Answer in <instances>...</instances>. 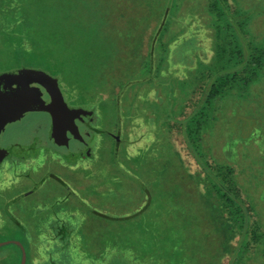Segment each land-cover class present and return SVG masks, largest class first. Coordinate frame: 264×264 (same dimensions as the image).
Here are the masks:
<instances>
[{"label":"trees","instance_id":"obj_1","mask_svg":"<svg viewBox=\"0 0 264 264\" xmlns=\"http://www.w3.org/2000/svg\"><path fill=\"white\" fill-rule=\"evenodd\" d=\"M186 1H165L146 57L138 68L128 72V77L114 95L110 92L115 83L111 67L109 64L101 66L102 62L98 61L100 52L106 54L107 60H114L108 46L112 41L109 33L113 34L114 26L111 24L107 29L100 23L101 14L106 13L96 9L100 8L96 3L101 1L93 0L94 7L88 12L92 18L99 12V18L92 19L94 22L90 23L83 17L87 12L86 0H59L60 4L54 6L53 11L51 8L44 11L40 7L34 8L39 0H0V70L3 67L6 71L42 69L60 80L75 103L84 105L90 101L93 106H109L115 110L119 120L123 116L130 118L131 107L149 106L157 108L156 118L164 117L165 124H179L186 146L201 173L198 177L183 174L177 191L175 182L170 181L171 188L166 190L174 195L172 201L163 205L164 214L153 221L149 218V228L141 230L135 224L139 217L145 215L150 204L158 203L155 193L148 191L147 205L134 214L110 217L89 208L87 219L95 217L106 226L115 225L120 229L115 234L117 248L131 250L137 260H152L160 264H225L222 259L229 250V238L225 242L219 241L222 238L217 226L219 223L223 234L227 236L236 230L240 237L226 264H247L252 250L264 247L263 222L256 220L254 205L252 208L243 200L236 168L217 150L215 152L210 140L218 128L222 130L223 143L234 141L236 134L244 141L249 139L250 131L241 133L240 125L231 132L229 111L235 105L239 109L245 102L255 105L257 109L252 111L256 114L263 111L264 119V36L257 37L252 30L255 18L264 12H257L255 8L258 6H253V3L245 7L242 0H233L235 6L229 0H208L201 10L206 16V27L212 31L213 54L209 61H203L194 52L199 46H194L193 38L185 34L188 25L174 32L176 25L181 26L180 17ZM199 15L202 17L201 13ZM128 20L132 22L131 17ZM172 46L173 52L170 50ZM193 59L196 60L195 65H192ZM176 64L184 66L185 77H179L171 70ZM72 75H78L77 92L72 87ZM142 89L154 91L157 99L141 98ZM105 93L111 94L109 99H104ZM251 115L254 125L256 118ZM173 156L175 153L171 149L170 157ZM167 165L170 170L176 168L173 161ZM207 209L211 215L213 212V217ZM177 211L181 213L179 218ZM204 212L207 214L205 218ZM5 214L8 217L5 236L17 233L26 250V264H33V245L42 242L35 241L31 229L8 210ZM218 215L224 218L220 219L221 223L217 220ZM45 230L50 234L46 235L50 237L48 241L57 244L51 251H46L45 255L49 257L40 264H71L66 252L76 233L82 236L83 252L89 258L94 257L89 242H94L96 236L88 229L87 221L73 226L68 221L54 220L44 225ZM160 232L170 233L171 237H162ZM107 236L108 232L100 233L102 238ZM95 243L98 246V242ZM137 251L140 256H137ZM21 256V250L15 244L0 248V264H10V259L11 264H20ZM116 259L121 261L120 264H132L120 256ZM95 264L104 262L97 259Z\"/></svg>","mask_w":264,"mask_h":264},{"label":"rangeland","instance_id":"obj_2","mask_svg":"<svg viewBox=\"0 0 264 264\" xmlns=\"http://www.w3.org/2000/svg\"><path fill=\"white\" fill-rule=\"evenodd\" d=\"M74 1V0H71ZM101 1V3H96L100 5V8H96L98 10L106 11L101 14V20L100 23L102 26L106 25L107 29H110V25L112 24L114 27H112V33H109V36H112L111 43H109V48L111 49L112 57L114 58L113 61L107 60L106 54L100 52V56L98 58L99 62H102L101 66L103 64H106L111 67V74H113V81H115L114 85L110 89L111 94L114 95L118 92L120 88V84L126 80L128 77V72L130 70H134L135 68H138L142 62V60L146 57L150 41L152 39V36L154 35L158 23L160 21L161 17V10L166 0H98ZM105 1V2H104ZM122 1L121 4L119 2ZM208 0H188L185 3V7L183 10V13L180 17V24L175 26V31L178 32V30L188 25V28L185 32L188 36L192 37L194 40V46L198 45V49L194 50L195 54L202 59L203 61H209L213 52L211 50V46L213 43V39L211 37V30H209L205 23L206 16L202 13L201 6L205 5ZM231 5L235 6L233 3V0H229ZM241 2L240 0H237ZM247 1V2H246ZM245 7H248L250 3H253V6H258L255 9L257 12L262 13L264 12V0H245V2L242 0ZM86 14L83 16L84 20H87L90 23H93L92 19L99 18V12L94 14V18H92V14L88 12V10H92L94 7L93 0H86ZM95 3V2H94ZM37 6H34V8L40 7L41 11H44L46 8H51L53 11V7L56 6L59 3V0H39V3H37ZM49 6V7H48ZM122 8L124 9V13H122ZM198 12V13H197ZM202 14V17H200L199 14ZM131 17L130 22L128 18ZM252 30L254 35L257 37H263L264 35V13L263 15L260 14V16L256 17ZM44 38V37H43ZM48 38V36H46ZM181 37L179 38L180 41ZM107 46V47H108ZM172 48V49H171ZM109 49V50H110ZM170 50L173 52V46L170 47ZM91 51V50H90ZM90 56V53H89ZM171 56V53H170ZM105 59H101V58ZM171 58V57H170ZM5 60V59H3ZM2 60V61H3ZM195 61L193 59L192 65L195 64ZM97 64V62H96ZM6 68H2L1 72L6 71ZM172 71L175 72V75L177 76H184V66L183 65H177L171 68ZM8 71V70H7ZM81 75V74H80ZM88 75V74H87ZM83 76V75H82ZM78 75H72V87L77 92L79 83L77 80ZM63 94L65 95L66 100L68 101L66 96H68L66 89L61 85ZM104 96V95H103ZM71 105V107H75L70 100L68 101ZM264 102V101H263ZM89 103V104H88ZM86 104V108H94L92 103L89 101ZM100 107V106H97ZM105 107V106H101ZM107 108V107H106ZM75 109V108H74ZM252 109H257L255 105L244 103L242 105V108L239 109L237 105L230 108L229 113L231 114V132L233 133V130L236 126H239V129L242 130L241 133L248 134V131H250L249 139L246 141L242 140L236 132L235 137H237L234 141H230L227 144L224 142V137L222 135L221 128H218L215 132V136L210 140L213 142V148L217 153H220L222 157L227 159L229 162H231L234 167L237 170V179L239 180V185H241V192L243 196V200L248 202V205L252 207V204L254 205V208L257 209V212L255 214L256 220H261L263 222L264 226V119H262V112H257L256 114ZM94 110V109H92ZM253 114L256 118V122L254 123V120L252 118ZM264 114V113H263ZM47 115L44 113H30L23 117L22 119L18 120V123L14 126H7L6 130L3 132L2 136L3 139L7 144L13 143V141H18L20 144H26L29 142H32V139H38L41 143L38 145L37 149L39 150L37 154H43L47 153L49 150L52 151L51 155L55 153L63 154L66 152L65 149H59L57 152L56 149L53 147V145L49 142L46 143L47 140ZM17 122V121H16ZM116 122V114L115 112L110 113V111L104 112V114H101L100 116L97 115V120L93 123V126L98 127L103 133H92L91 139H89V142L92 146V148H98L99 150V157L97 156L94 161H92V165L94 166L93 176L99 180L97 181V184L94 186L99 187L104 183V176L106 174H109L111 170L110 167L112 166L109 164V159L111 157L112 152L114 151V155L118 154V147L116 149V143L111 139L110 135H113V126ZM105 132V133H104ZM240 136L241 133L238 131ZM108 134V135H107ZM110 134V135H109ZM88 139V138H87ZM209 141V139H208ZM209 141V143H210ZM45 143V144H42ZM176 148L179 151L181 158L184 161L185 166L189 169V171L196 176L201 173L200 168L196 162V160L191 156L186 143L184 142L181 135L177 136V140H175ZM120 150V149H119ZM50 153V152H49ZM48 153V154H49ZM162 158L164 157V154L161 155ZM30 158H34V156H31ZM118 158V157H117ZM112 159V158H111ZM35 161V159H33ZM133 163L129 164L130 173L135 175L137 184H141L147 191L154 192L156 195V198L158 200V203L153 205L150 204L149 208L146 210L145 215L139 217V219L135 222V224H138L141 228V230L145 229L148 226H151L149 222V218L151 221L154 220V218L159 217L160 215L164 214L163 205L169 201H172V196L174 195L171 193V191L166 190L162 188V186L165 184L164 179L168 177V173L165 171V167L169 170V166L165 163H158L154 164L155 169H152L153 163H151V159L149 156H144L142 159H133ZM175 161V160H174ZM41 164V162H39ZM11 169L9 172H14V169L18 167V163H10ZM86 166V165H84ZM176 166L179 167V164L176 163ZM158 168V169H156ZM126 168V171H128ZM113 170V168H112ZM51 172L57 173L59 179H64L63 181H69L71 183V179L75 178L73 176L74 173H77L75 176L78 178L76 181L79 182L77 184L78 189L82 192L83 196L87 197L89 196L91 199V203H94L96 205H100L98 195H89L88 191L92 189L91 182L94 180H90L91 171H83V170H77V171H70L67 172L66 169H62L58 166V164H52L51 161L44 162V166L40 169L38 173H36L33 176L34 180H21L17 183L14 182V179L8 178L9 180V190L4 193H0V201H6L10 197H16L18 194L22 193L26 190H36L39 187V183L37 180L39 178L46 177L50 182L47 183L46 186L41 188L39 191H44V193L50 194L49 190H52L54 193H60L63 192V189L61 186L57 185L55 182L52 181L51 177H47L50 175ZM180 174V173H178ZM182 174L176 175L175 177L167 178L166 182L169 183L171 180L175 182L174 187L177 191V185L181 183L182 180ZM204 176V175H203ZM198 177V176H197ZM76 179V178H75ZM128 180L125 182V185L130 184L134 179L127 178ZM66 181V182H67ZM86 182L88 184L84 189L81 185V182ZM15 183V184H14ZM14 184V185H13ZM72 185V183H71ZM130 188V186H127ZM50 188L49 190H46ZM207 189V187H205ZM2 189V188H0ZM73 190V186L69 190V193ZM127 190V191H126ZM48 191V192H47ZM130 191L129 194L127 192ZM133 188L131 189H122L121 197L118 196L115 200L117 205L119 206L118 210H115L111 205L107 203V214L108 216H122L124 215L121 213V211H130L129 209H132L133 211L134 206L133 203H135L137 200L134 198V200L131 198ZM91 192V191H90ZM104 191H101V196L103 195ZM205 192V190H204ZM87 193V194H86ZM93 193V192H92ZM179 193V192H178ZM25 194V193H24ZM81 194H77V196L74 197V202L68 201L66 205H69V211H66L65 216H68V222L73 224V226H80L83 225V222L87 221V227L88 229L94 233L95 241H90L89 244L92 247V256L94 257L89 258L84 252H83V240L82 236L78 235L77 233L74 234V236L71 239V247L66 252L71 259V264H95V260L99 259V261L104 262V264H108L109 262L113 264H120L121 261H118L116 257L120 256L125 258L126 260L130 261L132 264H160L158 262H154L152 260H137L135 259V254L131 250H120L117 248L116 241H115V234L116 231L120 232V229H116L115 225L111 224L110 226H106L104 222H99V219L95 217H90L87 219L86 214L87 210L89 208H92L91 206H88L84 204L81 201ZM109 195V194H108ZM46 196V195H45ZM111 196V195H110ZM241 196V197H242ZM5 197H8L4 200ZM50 197V196H46ZM37 198H30L27 202L23 203H34L39 199ZM188 198V197H187ZM123 200V201H121ZM22 202H18L19 205ZM73 202L72 204H70ZM180 202V201H179ZM65 205V204H63ZM105 206V205H104ZM4 207L3 203L1 204L0 209ZM51 209H55V203H51L49 205ZM102 207V206H101ZM100 207V208H101ZM120 207L122 209H120ZM253 208V207H252ZM78 210V211H76ZM209 215L211 213L208 211ZM175 213H173L174 216ZM178 218L181 213H178ZM207 214L204 212V218ZM258 215L260 219H258ZM213 217V212L212 215ZM217 218V217H216ZM228 218V217H227ZM220 219H224L223 216L218 215V219L220 223L222 222ZM213 220V219H212ZM218 223V222H217ZM100 224H104L106 227L101 226ZM219 228V234L222 236V238L219 239L220 242H225L228 240V252L223 257L222 261L226 264L230 259L231 249L237 248L238 242L240 240L239 234L236 230L230 231L228 233L227 237L225 234H223V228L218 223L217 225ZM149 228V227H148ZM86 230V231H89ZM97 232V233H96ZM106 233L108 232V236L105 238L100 237V233ZM8 233L7 225L4 221L0 219V242L4 241H10L17 239V233L15 235L5 236V234ZM90 233V232H89ZM158 232H156L157 235ZM162 237H171L169 234H164L163 232H160ZM50 234L47 233V230L43 231V239L44 241L39 245H33L35 249H32V263L33 264H40L41 262L45 261L49 255H45L46 251H51V249L54 248V245L57 244L53 241H48L50 237L47 236ZM174 236V235H172ZM226 236V238H225ZM5 238V239H4ZM227 239V240H226ZM95 242H98V246ZM124 244V243H123ZM10 245V244H9ZM7 246V245H6ZM223 245L221 248L223 249ZM263 253V254H262ZM229 255V256H227ZM95 258V259H94ZM247 264H264V247H255L252 250V255L248 257ZM221 261V260H220ZM47 262V261H46ZM11 264V259H10Z\"/></svg>","mask_w":264,"mask_h":264},{"label":"crops","instance_id":"obj_3","mask_svg":"<svg viewBox=\"0 0 264 264\" xmlns=\"http://www.w3.org/2000/svg\"><path fill=\"white\" fill-rule=\"evenodd\" d=\"M148 90L142 89L141 93L143 94H141L142 96L140 97L143 98L145 96L149 100L155 101L157 99L155 92ZM110 96L111 94L105 93L103 97L104 99H109ZM67 98L78 109H83L90 113L92 112V114L89 115V117L93 119L91 122V126H93V123L97 120V115L100 116L101 114H104V112L106 111L107 112L110 111V113L115 112L113 108L102 104L99 105L100 107L93 106L94 108H86L85 107L86 104L79 105L75 103L74 100L70 98V96H67ZM101 106H105V107H101ZM156 109H157L156 107L152 108L149 106L147 108L131 107V111L129 112L130 118L128 119V117L123 116L120 120L118 119L117 114L115 112L116 122L112 129L113 135L112 134L109 135L111 139L114 141V143H116L117 145L116 149L118 147V151H117L118 154L115 157L114 151L112 152L111 157L109 159V164L112 165L109 169L111 171L109 174H106L103 177L105 182L102 183V185H100L99 187L94 186L95 184H97V181L95 180H99V179L93 176L94 166L92 165V161H94L97 156L99 157L100 152L98 148H92L89 141H88V148H89L88 150H86L85 152L82 151V153H77L74 155H71V151L68 150H66V152L63 154L55 153L53 155H51L52 153L51 150H49L46 154L45 153L37 154V152L39 151L37 150L36 154L31 155L34 156V158H30L31 156H27L25 160H22L18 164V167L14 169V172L12 173L9 172L11 167L7 166L2 170L3 173L0 174V188H2L0 189V193L6 192L7 194V191L11 187L9 186L8 178L14 179L15 183L21 180L24 181L34 180L33 176L40 171V169L44 166V162L48 160L51 161L52 164L54 163L58 164V166L61 167L62 169H66L67 172L77 171V170H83L84 172L91 171L90 180L93 179L94 181L91 182L93 188L90 189L88 193L89 195H94V196L98 195V197H100L99 206L94 203H91L90 202L91 199L89 196L87 197V195L86 196L82 195V192L78 189L77 186L79 182H77L76 184L78 178L75 175L77 173L73 174V176L76 179L75 178L71 179V183H72L71 185V183L67 180H66L67 182L63 181L64 179L60 180L57 173L54 174V172H51L50 175H48L47 177H51L53 182L61 186L63 192L54 193L52 192V190H49L50 188L46 189L49 190V192H51L50 194L46 192L44 193V191H39L41 188L46 186L48 182H50L48 179H46V177L39 178L37 180V182L39 183L38 189L33 191L26 190L18 194L16 197L13 196L7 199L6 201L3 202L0 201V207L2 203L4 206L0 209V219L4 221L5 224L7 223L8 217L6 216L5 211L8 210L16 219L20 220L24 226L29 227L31 229V234L36 238L35 241L43 242L42 237H43L44 225H47L48 223L54 220L68 221V216H65V214L66 211H69L68 208L69 205H66V203L72 200L74 202L73 196L75 195L77 196V194L82 195L80 199L84 204L91 206L99 213L108 215L106 213L108 210L106 208L107 203L111 205L115 210H118L119 206L117 205L115 199L118 196L121 197L122 189H124V187L126 189L133 188L134 191H132L131 198L133 200L134 198L137 200L135 203H133V205H135L133 211H131L132 209H129L130 211L127 210L121 211V213L125 212L123 213L124 215L117 217H121V218L126 217L143 209L149 201L147 196L148 191L141 184L139 185L137 184L138 181L136 180L135 175L130 173V169H128L129 164L133 163L132 161L133 159H142L144 156H149V158L151 159V163H153L152 169H155L154 164H158V163H162V164L165 163L167 165L171 161H173L174 163L182 164L181 167L176 166L177 169L172 168L170 170V166H169V170L168 169L165 170L168 173V177L164 179L165 184L162 186V188L164 189L171 188L170 184L168 186V183L166 182L167 178L175 177L176 175H180L182 173L186 175V177H192L193 175H195L191 173L189 169L185 166L184 161L181 158V155L176 148L175 140H177L178 135H181L185 142V138L180 129L181 128L180 125L175 123L172 126L170 123L165 124L164 117L161 119L156 118V114H158L156 112L157 111ZM46 123L48 127V122ZM93 128H94V131H92L93 134L103 133L98 127L93 126ZM91 137L92 134L89 139H91ZM52 145L56 149V151L53 152H57L59 149H64V148H59L62 146H57V145L55 146V144ZM65 147L67 148L69 147V145ZM171 149L175 153V156L173 157H170ZM163 154L165 158L161 157V155ZM33 159H35V161H33ZM39 162H41V164H39ZM126 168L128 169L129 172L126 171ZM174 169L177 171H174ZM130 177L134 179V181L128 184L130 186V188H128L127 187L128 185H125V182L128 180L127 178ZM86 182L88 181L81 182L83 189L88 185L86 184ZM72 186H73V190L69 193V190L71 189ZM101 191H104L102 193L103 194L102 196L100 194ZM129 193L130 191L127 192V194ZM45 195L50 197H46ZM33 197L34 198L40 197L39 198L40 200H37L34 203L32 202L23 203V202H27L30 198ZM6 198L8 197H5L4 200ZM18 202H22V203L16 205L18 204ZM73 202H71L70 204H72ZM51 203H55V209H51V207H49ZM120 209L122 208L120 207ZM201 210L202 209L200 208V211ZM110 217H114V216H110ZM20 239L21 238H17L14 239V241L21 242ZM136 254L137 256H140L139 251H137Z\"/></svg>","mask_w":264,"mask_h":264},{"label":"water","instance_id":"obj_4","mask_svg":"<svg viewBox=\"0 0 264 264\" xmlns=\"http://www.w3.org/2000/svg\"><path fill=\"white\" fill-rule=\"evenodd\" d=\"M36 112L50 117L48 139L57 146L69 145L67 132L77 139L76 120L92 114L83 109L69 108L59 79L42 69L16 68L0 72V137L9 124L22 119L27 113ZM8 244L20 248V264H26L27 255L23 244L11 240L0 242V247Z\"/></svg>","mask_w":264,"mask_h":264},{"label":"flooded vegetation","instance_id":"obj_5","mask_svg":"<svg viewBox=\"0 0 264 264\" xmlns=\"http://www.w3.org/2000/svg\"><path fill=\"white\" fill-rule=\"evenodd\" d=\"M59 85H60L62 93H64L62 90L60 82H59ZM44 96L47 99V96L46 95H44ZM63 96H64V100L67 103L69 108H71V109L77 108V107H73V106L71 107L70 103L66 100L64 94H63ZM28 114H30V113H27L26 115H28ZM47 118H48V120H47L48 127H47L46 143L50 142L51 144H54L53 140L48 139V129H49V125L51 123V120H50V117L48 115H47ZM92 120L93 119L90 118L89 116L82 117L80 120H76V125L78 127V138L74 139L72 134L70 132H67V136L69 138V147L66 148L65 146H62L59 148H64L65 150L71 151V155H74L77 153H82V151L85 152L86 150H88L89 149L88 148V141H89V138L92 134V131H94L93 126H91ZM17 123H18V121L11 123L8 126H14ZM6 128H5V130H6ZM2 134L0 137V174L3 173L2 170L5 167H7V166L11 167L12 166V165H10V163H14V164L18 163L19 164L22 160H25V158L27 156H31V155L36 154V152L38 150L37 147H38V145L41 144L38 139H32V142H29L26 144H20L15 139V141H13V143L7 144L5 142V140L3 139Z\"/></svg>","mask_w":264,"mask_h":264}]
</instances>
